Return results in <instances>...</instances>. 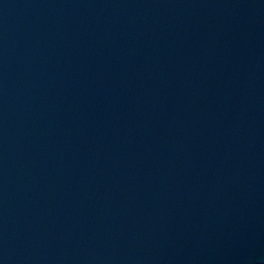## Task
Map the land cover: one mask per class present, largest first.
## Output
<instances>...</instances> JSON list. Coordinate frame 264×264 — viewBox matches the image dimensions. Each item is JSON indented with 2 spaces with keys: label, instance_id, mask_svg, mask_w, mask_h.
<instances>
[{
  "label": "water",
  "instance_id": "obj_1",
  "mask_svg": "<svg viewBox=\"0 0 264 264\" xmlns=\"http://www.w3.org/2000/svg\"><path fill=\"white\" fill-rule=\"evenodd\" d=\"M0 264H264V0H0Z\"/></svg>",
  "mask_w": 264,
  "mask_h": 264
}]
</instances>
